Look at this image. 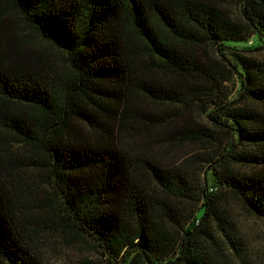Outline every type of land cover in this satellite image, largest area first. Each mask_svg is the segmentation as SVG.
Masks as SVG:
<instances>
[{"label": "trees", "instance_id": "16d2710c", "mask_svg": "<svg viewBox=\"0 0 264 264\" xmlns=\"http://www.w3.org/2000/svg\"><path fill=\"white\" fill-rule=\"evenodd\" d=\"M233 2L240 18L213 0H0V264H43L47 223L105 264H264L208 185L264 219V0Z\"/></svg>", "mask_w": 264, "mask_h": 264}, {"label": "rangeland", "instance_id": "374dc122", "mask_svg": "<svg viewBox=\"0 0 264 264\" xmlns=\"http://www.w3.org/2000/svg\"><path fill=\"white\" fill-rule=\"evenodd\" d=\"M215 3L220 5L226 13L234 18L241 17L240 7L235 5L233 0H213ZM25 39L33 42V46L37 47L34 37L30 34H25ZM233 46L241 50H251L256 48L257 40L254 39L253 46H250L247 42H231ZM37 46H36V45ZM255 59L264 60L263 52H252L250 54ZM58 60V59H57ZM142 106H146L141 103ZM157 108L151 107L150 110ZM161 131H158L160 133ZM156 132L149 130L146 131L144 136H142V141L140 144L149 150L156 151L159 149L158 140H155ZM167 152L173 156V158L180 157L185 154H192L199 151V146H186V147H168ZM166 159V156H165ZM38 171H26L23 175L24 178L29 182H35L40 179V175L45 172V170ZM20 175V177H23ZM19 179V177H18ZM208 185L213 188V191H209L210 194L219 195L222 197V206L225 207L232 215L236 221L237 227L240 231V235L244 240V243L249 247L250 258L260 259L264 257V219H257L253 216L247 214L240 204L236 201L235 197L230 193L219 192L214 185L212 176H208ZM41 200H44L43 194L38 196ZM204 210H200L198 213V218L203 217ZM49 221V220H48ZM49 222H56L51 219ZM43 230L46 234L42 236L43 245L40 247V259L43 264H105L100 255H98L92 248L91 243L85 237L75 234L60 231L56 233L51 226L47 223ZM141 264V263H140Z\"/></svg>", "mask_w": 264, "mask_h": 264}, {"label": "built area", "instance_id": "2783aa9c", "mask_svg": "<svg viewBox=\"0 0 264 264\" xmlns=\"http://www.w3.org/2000/svg\"><path fill=\"white\" fill-rule=\"evenodd\" d=\"M210 191H213L212 189ZM198 224V222H196V225Z\"/></svg>", "mask_w": 264, "mask_h": 264}]
</instances>
